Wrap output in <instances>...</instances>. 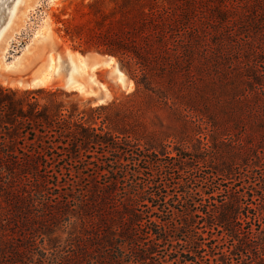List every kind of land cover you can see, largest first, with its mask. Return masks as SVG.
Returning a JSON list of instances; mask_svg holds the SVG:
<instances>
[{
	"label": "trees",
	"instance_id": "obj_1",
	"mask_svg": "<svg viewBox=\"0 0 264 264\" xmlns=\"http://www.w3.org/2000/svg\"><path fill=\"white\" fill-rule=\"evenodd\" d=\"M83 6L67 19L63 37L82 52L94 50L114 56L134 81L133 94L143 93L146 102L159 101L175 110L183 106L202 123L214 129L220 124L226 128L213 108L219 96L213 79L199 83L200 74L193 70L199 62L214 67L226 62L232 70L240 67L235 82L259 86L237 96L236 102L251 95L264 97V84L260 83L264 79V0H89ZM247 56L252 59L246 63ZM245 68L246 77L242 74ZM222 91L227 94L229 87ZM73 94L59 88L19 90L0 84V177L19 181L6 194L11 196L13 210L19 209L14 221L20 232L29 230L34 219L46 214V207L58 206L66 220H70L66 213L75 212L82 227L69 251L70 264H161L152 258L153 245L169 246L180 240L187 249L174 248L177 255L168 253L172 264H264V201L256 190L244 188L218 201L212 182L198 189L193 185L195 175L187 172L181 177L185 171L179 168L156 171L147 180L127 187L124 158H103L108 155L97 152L100 155L89 162L91 149L109 148L107 153L122 154L126 150L122 144L158 156L166 154L162 153L165 144L150 139L139 143L141 137L117 118L121 110L115 101L81 108ZM224 135V139H231ZM205 146L206 153L210 145ZM173 149L176 155L165 157H180L178 148ZM147 154L132 156L131 161L151 163ZM68 161L81 167L68 168ZM249 162L247 173H252L256 164L253 166L252 159ZM104 165L110 168L103 169ZM178 172L181 176L177 178ZM111 174L115 177L103 185L96 180ZM76 175L96 181L91 189H75L80 186L78 181L74 184L67 179ZM247 177L253 178L247 183L264 191V173ZM120 183L125 185L118 193ZM129 188L134 193L128 192ZM48 190L50 197L46 196ZM195 196L200 198L193 209ZM174 198L180 209L172 204ZM210 201L208 211L200 209ZM29 208L38 211L32 219L22 216ZM145 208L152 214L188 216L183 218L188 227L184 239L170 235L168 227L162 229L161 223L167 225L169 220L158 218L159 226L146 227L142 217ZM195 211L204 215L203 227L209 236L196 231ZM214 233L218 238H213ZM26 248L16 244L15 259L23 257Z\"/></svg>",
	"mask_w": 264,
	"mask_h": 264
},
{
	"label": "rangeland",
	"instance_id": "obj_2",
	"mask_svg": "<svg viewBox=\"0 0 264 264\" xmlns=\"http://www.w3.org/2000/svg\"><path fill=\"white\" fill-rule=\"evenodd\" d=\"M88 1L9 0L5 11L1 15L0 22V84L6 88L19 90L59 88L66 92L74 93L72 98L79 103L81 108L86 105L97 106L90 102L88 98L90 93L85 91H91L96 88L105 90L108 100L103 105L115 101L121 110L117 118H120V123L123 126L126 128L127 126L131 127L134 133L141 137L139 143L143 144L145 139H150L160 142L162 145L165 144V150L162 153L166 152V154L158 156L153 153L141 152L138 146L130 147L122 144L121 146L126 148L125 153L122 154H118L116 151L107 153L110 150L109 148L97 147L91 149L88 153L91 157L88 159L89 162L94 161L96 155H100L97 152H105L108 155L103 158L114 159L118 155L124 158L122 167L123 171L126 170L128 174L125 180L127 187L147 180L156 171H162L163 173L165 171L173 172L179 168L181 171H185V175L181 176L178 172L175 176L177 178L180 176L186 177L187 172L193 173L196 179L193 185L194 187H199L198 189L205 187L206 184L204 183L212 182L211 187L218 192L215 194L218 196V201L228 197L229 193L242 191L244 188V191L249 192L252 189L256 190L262 197L261 200L264 201V191L258 186L256 187L255 183L246 182V180L253 181V178L249 179L247 175L255 176L264 173V97L251 95L240 103L236 102L235 99L237 96L243 95L245 91L249 92L253 89V85L259 86L253 82L252 84H247L244 81L235 82L239 78L235 74L241 68L235 67L232 70V67L226 62L215 64V67L208 65L206 62H199L198 65L197 63L194 64L197 67L193 70L196 74H200L199 77H201L199 83L203 81L212 82L213 79L214 90L219 95L216 97L217 100L213 99L216 102L213 108H215L218 121L221 123L226 122L224 124L226 128L223 129L221 124L215 126L216 128L214 129L212 126L202 123L195 117L194 113L189 112L183 106L175 110L168 105L158 103L159 101L146 102L143 93L133 94L135 91L134 81L116 58L113 60L117 62L118 68L124 74V76L121 74L119 81L116 74L112 72V64L101 66L91 64L92 61L84 60L80 54L94 50L82 52L76 49L69 39L63 37L62 29L64 24L67 23V19L76 13L75 9L79 8L81 12L85 8L83 4ZM55 39L61 40L70 50L78 54L77 58L80 61L82 60L83 67L78 81L83 83V90H70L63 88L61 84H53V70H44L43 78L46 81L42 85H36V83L31 86L18 84L16 81L18 74L36 68L40 69L41 64L49 57L58 56L59 50L54 49L52 45ZM64 54H59L61 58L59 65L56 61L54 63V67L57 64L59 70H61L55 76L56 78L66 76L70 70L69 57ZM262 57L264 58V56ZM251 59V56H247L245 58L246 63ZM242 74H245L246 77V68L243 69ZM122 77H125L126 82H128V89L122 87ZM261 81L260 83L264 84V79H261ZM224 87H229L227 94L222 91ZM224 134H228L231 139H224L226 137ZM233 141L240 143V145H234L231 143ZM206 144L210 146L205 153L206 149L203 147H206ZM173 148H178L180 157L171 160L165 156L174 157L176 152ZM138 154L149 155L152 162L142 161L139 165L133 163L131 161L132 156L137 157ZM128 158L130 161L127 160L126 162ZM251 159L254 163L253 166L256 164L254 166V169L255 167L256 169L252 173H247L250 167L246 165V162ZM153 161L155 162L154 164H152ZM68 162L71 165L68 168L81 167L75 162ZM164 165L173 167L165 168ZM101 167L106 170L110 168L108 165ZM224 167L229 170H224ZM106 170H104V173H106ZM138 171H141V174L137 175ZM122 175L124 173L120 172L118 174L119 177H122ZM112 177H115L114 174L102 175L98 176L96 180L103 185ZM67 180L69 183L74 182V184H77L78 181L80 186L75 187V189L78 187L91 189L94 181H96L86 176L79 178L78 175L68 176ZM50 181L54 180L50 179ZM18 184L19 181L17 180L0 177V264H70L67 260L69 251L72 250V247H75V236L80 234L82 228L77 214L75 212L66 213L65 215L70 217V220H66L64 216H61L58 206L57 208L46 207L47 216L42 214L37 219H34V223H31L29 230L24 233L20 232L16 228L14 221L16 219L15 213L19 209L13 210L10 205L11 196L9 195L8 197L6 194V191H10L12 186H18ZM125 184L120 183L116 186L118 193L124 188ZM172 185L174 186L175 184ZM128 190V192L134 193V189L131 190L129 188ZM51 193V190H48L46 196L50 197ZM195 197L197 204H195L193 209L198 205L200 196ZM175 200L176 198H174L172 204H176L180 209V204H177ZM210 203H213V201L205 203L200 209L208 211L207 206ZM144 210L145 213L142 217L146 221V227H149V225L159 226L158 218L169 220L170 222L167 225H162L161 223L162 229L168 227L170 235L184 239V232H187L188 227L184 224L183 218L188 216L184 214V216L178 214L170 215L167 212L152 214L149 209L145 208ZM23 211L24 214L22 216L31 219L33 218L32 215L38 214L37 209H30L29 213L25 210ZM192 217L196 223V231L199 233L204 232V237L209 236L205 232L207 228L203 227L204 215L200 211H195L192 212ZM187 221H189L188 218ZM146 227L142 235L146 234ZM179 228H182L183 231H178L177 229ZM20 234H23L22 237ZM24 235L26 236L25 239H23ZM162 235L164 236V234ZM141 237L144 238L145 236ZM213 238H218L216 233H214ZM144 242L148 243L146 240ZM16 244H22L23 247H27V252L25 250L23 255L24 258L15 259ZM153 248L155 250L152 256L153 259L158 260L161 264H172V261H168V253L174 254V248L182 251L186 248V244L180 240L171 242L169 246H163V243H158L155 246L153 245ZM175 255L177 254L175 253ZM124 260L132 261V259L127 258ZM259 264H263V262H259Z\"/></svg>",
	"mask_w": 264,
	"mask_h": 264
},
{
	"label": "bare ground",
	"instance_id": "obj_3",
	"mask_svg": "<svg viewBox=\"0 0 264 264\" xmlns=\"http://www.w3.org/2000/svg\"><path fill=\"white\" fill-rule=\"evenodd\" d=\"M8 2H9V0H0V22H1V15L5 11V8H6V5H7ZM60 44L63 45L61 40L55 39V42H53L52 45H53L54 49L59 50L58 56L49 57L45 62H43V64H41L42 66H40V69H38V79L33 83V85L35 83H36V85L37 84L42 85L46 81V79L43 78L44 70H48V71L53 70L52 76H54V77L57 76V74H59L60 71H61L58 68V65L60 64V59H61L59 56L61 54L65 53L69 57V61H70L69 64L71 65V67H70V70L68 71V74L66 76H62V77L66 79L67 85L69 87H71V88H68V89L83 90V83L78 81V78L81 75L80 71H81V69L83 67L82 60L80 61L77 58L78 54L76 52H73L72 50H70L65 44L63 46H61ZM67 56H66V58H67V61H68V57ZM80 56L84 60L92 61L91 64H94V65H97V66L106 65V64H108V65L112 64L111 65L112 72H114L116 74V77H117L118 81L120 79L121 74L124 76V74L118 68L117 62H115L113 60V59H115L114 57H109V58H107L105 60H101L100 56L95 54L94 52H89V53L82 54V55L80 54ZM55 61L58 62V65L56 64L55 67H54ZM121 81H122L121 84H122L123 88L125 86H128V82H126L125 77L124 78L122 77ZM18 84H20V83H18ZM21 85H24V84H21ZM28 86H31V85H28ZM97 89L98 88L92 89L91 91L87 90L85 92L93 93Z\"/></svg>",
	"mask_w": 264,
	"mask_h": 264
},
{
	"label": "water",
	"instance_id": "obj_4",
	"mask_svg": "<svg viewBox=\"0 0 264 264\" xmlns=\"http://www.w3.org/2000/svg\"><path fill=\"white\" fill-rule=\"evenodd\" d=\"M60 45L63 46L64 44L63 45L60 44ZM90 52H94L95 54L99 55L101 60H105L109 57H114L110 54L100 53L98 51H90ZM86 53H89V52H86ZM37 79H38V68L31 70V71H28V72H23V73L18 74L16 81L18 83L24 84V85H33V83ZM52 82H53V84H61L62 87L66 88V89L71 88L67 85L66 79L63 77H60V78L54 77L52 79ZM124 88L128 89V86H125ZM70 90H75V89H70ZM88 98H89L91 103L96 104V105H103L108 100V97L106 95L105 90H102V89H97L93 93H90L88 95Z\"/></svg>",
	"mask_w": 264,
	"mask_h": 264
}]
</instances>
